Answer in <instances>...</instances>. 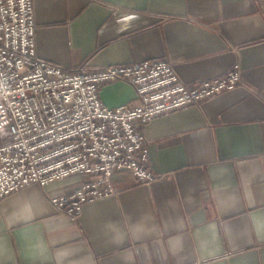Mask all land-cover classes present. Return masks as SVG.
<instances>
[{
	"label": "crops",
	"instance_id": "obj_1",
	"mask_svg": "<svg viewBox=\"0 0 264 264\" xmlns=\"http://www.w3.org/2000/svg\"><path fill=\"white\" fill-rule=\"evenodd\" d=\"M34 7L38 54L64 69L167 59L192 83L223 77L240 64L244 84L150 122L149 167L160 179L147 184L122 171L113 178L117 194L87 204L77 220L63 216L51 198L75 192L81 177L46 188L34 185L4 199L0 242L6 254L0 264H28L21 226L7 221L13 204L25 196H37L45 209L32 227L49 229L46 240L67 235L66 243L93 251L97 264H118L119 250L102 246L100 217L123 220L141 208L156 209L189 187L196 188L207 211L210 201L200 185L210 165L264 154V0H34ZM100 96L108 108L137 99L136 90L123 82L102 87ZM3 142L0 137V146ZM65 223L69 227L57 231ZM25 238L39 242L41 236L33 231ZM245 264H264V244L249 249Z\"/></svg>",
	"mask_w": 264,
	"mask_h": 264
},
{
	"label": "built area",
	"instance_id": "obj_2",
	"mask_svg": "<svg viewBox=\"0 0 264 264\" xmlns=\"http://www.w3.org/2000/svg\"><path fill=\"white\" fill-rule=\"evenodd\" d=\"M35 9L34 0H0V202L34 185L81 177L75 192L51 198L77 220L87 204L117 194L113 178L122 171L147 184L160 179L149 167L150 122L244 84L240 64L192 83L167 59L64 69L38 54ZM117 82L131 85L137 99L108 108L100 91Z\"/></svg>",
	"mask_w": 264,
	"mask_h": 264
},
{
	"label": "clouds",
	"instance_id": "obj_3",
	"mask_svg": "<svg viewBox=\"0 0 264 264\" xmlns=\"http://www.w3.org/2000/svg\"><path fill=\"white\" fill-rule=\"evenodd\" d=\"M200 186L210 201L207 211L189 187L156 209L141 208L123 220L100 217L102 246L119 250L118 264H245L249 249L264 244V154L234 158L231 165L215 162ZM44 210L37 196L28 195L7 216L9 224L21 226L28 264H97L93 251L66 243L67 235L48 241L49 229L32 227ZM33 231L39 242L25 238ZM5 254L0 242V259Z\"/></svg>",
	"mask_w": 264,
	"mask_h": 264
}]
</instances>
